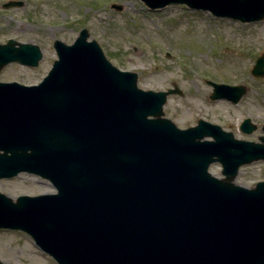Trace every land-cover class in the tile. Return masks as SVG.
Listing matches in <instances>:
<instances>
[{"label": "water", "instance_id": "1", "mask_svg": "<svg viewBox=\"0 0 264 264\" xmlns=\"http://www.w3.org/2000/svg\"><path fill=\"white\" fill-rule=\"evenodd\" d=\"M141 1L264 19V0ZM87 37L55 40L58 59L38 85L0 82V179L26 172L56 189L15 202L0 193V228L26 232L58 264H264V181L234 183L241 166L264 161V136L235 139L203 120L178 129L162 117L177 87L139 89L136 74L111 65ZM40 59L36 45L0 44V71ZM251 74L264 77V52ZM208 84L211 100L237 103L245 93ZM214 162L222 178L208 172Z\"/></svg>", "mask_w": 264, "mask_h": 264}, {"label": "rangeland", "instance_id": "2", "mask_svg": "<svg viewBox=\"0 0 264 264\" xmlns=\"http://www.w3.org/2000/svg\"><path fill=\"white\" fill-rule=\"evenodd\" d=\"M11 1L22 6L2 7ZM83 28L113 66L136 73L138 88L164 91L177 86L182 96L168 97L163 116L178 128L203 119L237 139L257 142L264 136V78L250 74L264 51V19L243 24L184 5L149 10L139 0H0V43L12 38L37 45L42 52L36 68L7 65L0 81L39 83L56 59L53 40L71 44ZM206 80L242 85L246 92L236 105L212 101ZM246 118L257 126L249 135L239 130ZM209 172L220 178V165H210ZM259 181H264V161L242 166L235 178L246 188ZM54 192L48 181L26 173L0 181V193L12 199ZM33 246L25 233L0 230V264H56Z\"/></svg>", "mask_w": 264, "mask_h": 264}]
</instances>
